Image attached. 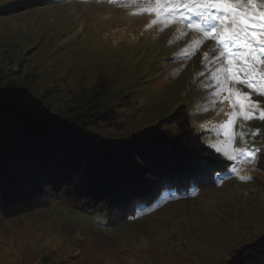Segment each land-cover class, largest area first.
Returning <instances> with one entry per match:
<instances>
[{
    "label": "rangeland",
    "instance_id": "rangeland-1",
    "mask_svg": "<svg viewBox=\"0 0 264 264\" xmlns=\"http://www.w3.org/2000/svg\"><path fill=\"white\" fill-rule=\"evenodd\" d=\"M154 7L146 0H0V70L37 92L54 89L57 108L99 94L117 120L96 127L98 138L125 143L154 130L177 132L187 118L212 147L251 155L235 153L236 170L217 175L215 186L165 192L114 225L104 209L84 211L65 197L12 217L0 210V264H226L264 234V120L243 118L237 92L261 109L264 96L225 83L223 45L144 11Z\"/></svg>",
    "mask_w": 264,
    "mask_h": 264
},
{
    "label": "trees",
    "instance_id": "trees-1",
    "mask_svg": "<svg viewBox=\"0 0 264 264\" xmlns=\"http://www.w3.org/2000/svg\"><path fill=\"white\" fill-rule=\"evenodd\" d=\"M53 92H37L0 70V210L7 217L65 197L84 211L104 209L114 225L165 192L215 186L217 175L231 171L232 161L187 118L177 132L154 130L119 143L95 135L96 127L116 126L113 104L94 94L57 108ZM258 165L264 166L262 151ZM226 264H264V234Z\"/></svg>",
    "mask_w": 264,
    "mask_h": 264
},
{
    "label": "snow or ice",
    "instance_id": "snow-or-ice-1",
    "mask_svg": "<svg viewBox=\"0 0 264 264\" xmlns=\"http://www.w3.org/2000/svg\"><path fill=\"white\" fill-rule=\"evenodd\" d=\"M108 2L112 3L115 0ZM146 2L154 4L155 7L146 8L144 11L161 13L164 20H190L192 15L199 17V20L189 23L187 27H195L203 38L210 37L223 45L220 55L226 58L227 66L222 72L231 73L230 76L225 75V83L231 80L248 87L257 95L264 96V59L261 58L264 57V0H260L261 8L257 7L258 0H146ZM207 56L208 53H205V57ZM224 90L232 91L231 88ZM237 100L245 120L251 118L264 120V109L257 107L259 101H253L248 93L239 91ZM254 113L259 115L254 116ZM233 123L232 119L227 122L229 127ZM214 147L229 160H234L237 152L251 155L245 149L215 145ZM261 151L264 152V149ZM240 179L243 180L245 177L241 176Z\"/></svg>",
    "mask_w": 264,
    "mask_h": 264
}]
</instances>
